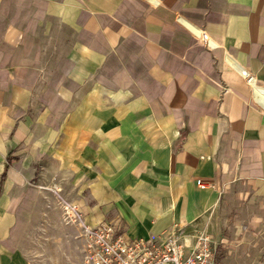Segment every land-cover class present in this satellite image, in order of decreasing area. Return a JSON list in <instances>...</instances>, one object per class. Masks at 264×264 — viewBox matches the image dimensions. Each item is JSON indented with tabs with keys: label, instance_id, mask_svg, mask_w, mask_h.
<instances>
[{
	"label": "crops",
	"instance_id": "obj_1",
	"mask_svg": "<svg viewBox=\"0 0 264 264\" xmlns=\"http://www.w3.org/2000/svg\"><path fill=\"white\" fill-rule=\"evenodd\" d=\"M2 149L0 195L56 163L93 226L264 264V0H0Z\"/></svg>",
	"mask_w": 264,
	"mask_h": 264
},
{
	"label": "rangeland",
	"instance_id": "obj_2",
	"mask_svg": "<svg viewBox=\"0 0 264 264\" xmlns=\"http://www.w3.org/2000/svg\"><path fill=\"white\" fill-rule=\"evenodd\" d=\"M2 161L0 154V172ZM47 165L53 172L46 178L41 166L32 164L31 177H12L3 186L0 264H85L84 237L65 207L76 191L71 173L58 175L56 163Z\"/></svg>",
	"mask_w": 264,
	"mask_h": 264
},
{
	"label": "built area",
	"instance_id": "obj_3",
	"mask_svg": "<svg viewBox=\"0 0 264 264\" xmlns=\"http://www.w3.org/2000/svg\"><path fill=\"white\" fill-rule=\"evenodd\" d=\"M85 240V264H216L219 242L208 231L196 228L194 245H187L185 229L176 226L163 235L130 237L116 222L91 225L77 204L66 206Z\"/></svg>",
	"mask_w": 264,
	"mask_h": 264
},
{
	"label": "trees",
	"instance_id": "obj_4",
	"mask_svg": "<svg viewBox=\"0 0 264 264\" xmlns=\"http://www.w3.org/2000/svg\"><path fill=\"white\" fill-rule=\"evenodd\" d=\"M13 159H15V157L13 158V157H11V155L9 154L8 157H7V162H6V164H5L4 172L2 173V176H1V181H0L1 185H2V183H3V182L5 181V179H6V176H7V175H6L7 170H8V168L11 166V163H12Z\"/></svg>",
	"mask_w": 264,
	"mask_h": 264
}]
</instances>
